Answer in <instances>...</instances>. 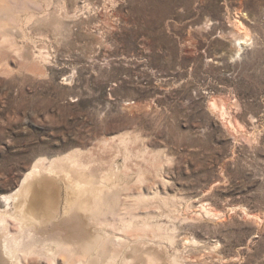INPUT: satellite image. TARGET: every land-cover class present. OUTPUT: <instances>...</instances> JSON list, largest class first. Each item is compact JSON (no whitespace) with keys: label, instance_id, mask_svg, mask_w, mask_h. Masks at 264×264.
<instances>
[{"label":"rangeland","instance_id":"374dc122","mask_svg":"<svg viewBox=\"0 0 264 264\" xmlns=\"http://www.w3.org/2000/svg\"><path fill=\"white\" fill-rule=\"evenodd\" d=\"M5 19L0 210L79 151L129 166L117 264H264V0H9Z\"/></svg>","mask_w":264,"mask_h":264},{"label":"bare ground","instance_id":"6f19581e","mask_svg":"<svg viewBox=\"0 0 264 264\" xmlns=\"http://www.w3.org/2000/svg\"><path fill=\"white\" fill-rule=\"evenodd\" d=\"M8 7L9 0H0V10ZM9 25L5 19L0 29L7 33ZM250 39L246 33L236 41L237 56ZM123 140L126 145L128 140ZM130 157L127 153L126 160ZM111 164L104 173L94 171L96 167L92 169L79 151L38 160L20 186L3 196L6 209L0 210V264H30L33 260L40 264H60L61 260L63 264H117L124 248L125 240L118 233L126 227L125 212L133 217L127 222L130 228L140 199L135 198L124 211L118 177L127 175L129 182L130 169L127 162L123 166ZM60 189L66 193L63 199ZM105 226L116 233L109 237L100 234ZM93 227L98 232L91 234ZM25 235L29 247L23 242Z\"/></svg>","mask_w":264,"mask_h":264}]
</instances>
